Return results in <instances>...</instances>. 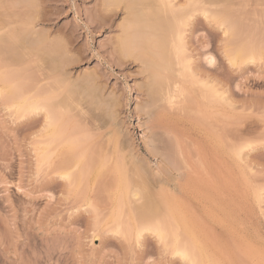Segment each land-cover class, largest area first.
<instances>
[{"label":"rangeland","instance_id":"1","mask_svg":"<svg viewBox=\"0 0 264 264\" xmlns=\"http://www.w3.org/2000/svg\"><path fill=\"white\" fill-rule=\"evenodd\" d=\"M103 1L0 0L3 41L31 33L25 47L12 40L14 56L0 55V264H190L201 254L204 264H264V0L188 21L187 71L167 74L184 92L155 112L164 114L158 156L144 145L142 114L153 78L138 63L118 65L124 13L105 14L104 25ZM4 42L0 53L13 47ZM239 47L252 58L233 62ZM14 81L21 102L48 96L53 107L23 113L7 90ZM53 118L65 122L55 142ZM249 140L257 146L238 155ZM66 142L81 165L64 163ZM148 199L159 209L144 220ZM155 221L165 237L148 228Z\"/></svg>","mask_w":264,"mask_h":264},{"label":"bare ground","instance_id":"2","mask_svg":"<svg viewBox=\"0 0 264 264\" xmlns=\"http://www.w3.org/2000/svg\"><path fill=\"white\" fill-rule=\"evenodd\" d=\"M35 0H32V2H34ZM175 0H104L103 3H102V6H101V9L99 11V15L102 16V17H99V19H101V21L103 20L104 21V25H105V14H110L111 13H114V16H116L119 12H122L124 13V19L122 20L123 21V24L121 25V33L120 35L118 36V39H117V54H118V57H117V63L118 65H126L127 63H138L140 64L141 66L144 67V72H146L149 76L148 77H151L153 78V80H151L152 82H150L147 86V91L146 92L147 94L150 93V95H147V97H150V102L149 104H145V106L143 107L144 110L142 112V114L145 116V118H147V121L146 123L144 124L145 126V131H148V134L144 140V145L146 146V148L148 150H150V152L152 154H154L155 156L159 155L157 154L158 152H156V147H155V141H154V138H156V134H158V125L160 124H157L158 123V120L160 119V117L162 116L161 114L163 113H159L161 111H163V107L165 105H168L169 107H171L172 109V106H173V102L175 100V98L178 96H180L181 94H183V86H181L180 83L177 81V76L181 78L182 75H185V70L187 71V66L186 65V62L187 60H183L182 57H184V55L182 56V49H183V36H184V31L183 29L185 27H187V24H188V21L193 18V16H196L197 13L198 15L199 14H202L203 16L202 17H206L207 14H209L208 16H211V17H214L215 18V15L219 12V11H225L227 12V10H232L234 11V8L237 4L234 3L235 1L234 0H185V2L181 3L183 5H178L177 2H174ZM237 1V0H236ZM31 2V3H32ZM102 2V1H101ZM239 2V1H238ZM244 2V0H243ZM241 1V3H243ZM30 3V2H29ZM30 3V4H31ZM175 3H177V6L175 5ZM239 3V4H241ZM33 4V3H32ZM238 4V5H239ZM245 4V3H244ZM100 5V4H99ZM237 5V6H238ZM250 5V4H249ZM245 7V6H244ZM248 7V6H247ZM240 10V9H239ZM236 11V10H235ZM229 12V11H228ZM240 12V11H239ZM237 13V11L235 12V14ZM108 14V15H109ZM234 14V12H233ZM240 14V13H239ZM214 15V16H212ZM238 15V13H237ZM217 16V15H216ZM98 17V16H97ZM109 17V16H108ZM210 18V17H209ZM195 19V17H194ZM102 21V22H103ZM109 21V20H108ZM100 22V21H99ZM100 22V23H102ZM190 22V21H189ZM33 23V22H32ZM27 24V22L25 23ZM29 25V23H28ZM102 25V24H101ZM107 25V24H106ZM32 26V25H31ZM29 25V27H31ZM2 27V25H1ZM22 27V26H21ZM26 27V26H24ZM28 27V26H27ZM5 29V28H4ZM10 29V28H9ZM19 29V28H18ZM29 29V28H28ZM33 29V28H32ZM7 30V28H6ZM10 31V30H9ZM13 31V29H12ZM19 31V30H18ZM16 32V31H15ZM21 32V31H20ZM27 34L26 35H23L21 34L20 37V40L18 41L17 40V37L15 35V38H12L14 37L12 34L14 32H12V34H10L9 32H5L4 35L8 36V38H12V39H8L11 43H12V40H14L15 42L14 43H18L16 44V46L19 45L20 43V47H25L24 44L26 43L25 40L27 38V36L29 35L28 34V30L26 31ZM33 32V31H32ZM36 32V31H35ZM3 33V32H2ZM1 34V33H0ZM15 34V33H14ZM34 34V32H33ZM20 35V34H19ZM31 35V33H30ZM30 35H29V40H30ZM37 35V34H36ZM3 36V35H2ZM18 37V38H19ZM34 37V36H33ZM3 37L0 36V42H4ZM7 39L5 41L9 42ZM33 40H35L33 38ZM238 40V38L236 39ZM18 41V42H16ZM7 42H4V44L8 45V46H11L13 45V47L7 49L6 47V51H3L2 53H0V55H6L7 56H10V54L12 53L13 49L16 48V50L18 49L17 47H15V45L12 43V44H7ZM30 42V41H29ZM33 42V41H32ZM238 42V41H236ZM235 42V43H236ZM28 43V42H27ZM42 43V42H40ZM32 44V43H31ZM57 44V43H56ZM237 44V43H236ZM243 44L245 45L244 47L246 46H249V42L248 44L244 43ZM251 44V43H250ZM1 45V43H0ZM5 45V46H6ZM26 45V44H25ZM34 45V44H33ZM238 45V44H237ZM237 45H235L237 47ZM2 46H3V43H2ZM5 46H3V50H5ZM18 46V47H19ZM55 46V45H54ZM59 46V45H58ZM238 46H241L238 45ZM115 47V48H116ZM30 48V47H29ZM32 48V47H31ZM249 48V47H248ZM28 49V48H27ZM65 49V48H64ZM62 49V50H64ZM235 48H232V51L235 52V55L231 58L233 59V62H235V56L236 58L237 57H244L246 58V56H248V59L249 60V55L250 53H247L246 50L243 48V47H239L238 49L236 48L235 51L233 50ZM252 49V48H251ZM21 50V49H20ZM56 50V49H55ZM59 50V49H58ZM61 51V49L59 50ZM185 51V50H184ZM248 51V50H247ZM1 52V51H0ZM14 52V51H13ZM19 52V51H17ZM62 52V51H61ZM60 52V53H61ZM9 53V54H8ZM16 51L13 53L15 55ZM56 53V54H55ZM54 54L57 55L58 52H55ZM11 54V55H13ZM23 54V52H22ZM62 54H65L62 53ZM13 55V56H14ZM58 56V55H57ZM117 56V55H116ZM254 56V54H253ZM58 58V57H57ZM185 58V57H184ZM252 58V57H251ZM250 58V59H251ZM7 59V58H6ZM9 59V58H8ZM21 58H19L20 60ZM59 59V58H58ZM60 59H62L60 57ZM245 59V61H246ZM11 60V59H10ZM56 60V59H55ZM65 60V58H64ZM6 61V60H5ZM63 61V60H62ZM243 61V59H242ZM60 62V61H59ZM64 62V61H63ZM232 62V63H233ZM54 63L56 64V62L54 61ZM116 63V65H117ZM210 63V61H209ZM61 65L60 63H58L57 67ZM235 65V64H234ZM62 66V65H61ZM56 67V66H55ZM60 68V67H59ZM189 68V67H188ZM57 69V68H56ZM173 70V73L175 74L176 73V78H173L171 76H167V74H170V72ZM53 71V70H52ZM59 71V69H58ZM18 73V72H17ZM53 73V72H51ZM50 73V74H51ZM58 73V72H57ZM56 73V74H57ZM160 73H166L164 76L163 75H160ZM173 73H171L173 75ZM184 73V74H183ZM59 74V73H58ZM57 74V76H58ZM1 76V75H0ZM162 76V77H160ZM174 76V75H173ZM3 77L5 78V76H2V79ZM170 77V78H169ZM150 78V79H151ZM156 78H162V80L160 82H156ZM179 78V79H180ZM57 80V79H56ZM60 80V79H59ZM58 81V80H57ZM56 82V81H55ZM59 82V81H58ZM156 82V83H155ZM12 85V83H8L6 85L10 86ZM21 84V83H20ZM19 84L20 87H22L21 85ZM56 84V83H55ZM157 84V85H155ZM5 85V84H3ZM60 85V84H59ZM58 86V85H57ZM20 87H18L17 85H15V81H14V85L10 86V89L8 88V93L10 95V98H13V100H17L19 97L21 99V96L18 95L19 94V91H21ZM24 87V86H23ZM59 87V86H58ZM25 88V87H24ZM50 88H54V87H50ZM60 88V87H59ZM23 90V89H22ZM52 90V89H51ZM70 91V90H69ZM48 93L50 91H47ZM209 92H213L210 91L209 89ZM7 93V91L5 92ZM24 94L26 93L23 92ZM53 93V92H52ZM214 93V92H213ZM216 94V93H215ZM12 95V97H11ZM28 95V94H26ZM42 95V94H41ZM47 95V93H46ZM53 95V94H52ZM208 96V94H206ZM56 96H57V93H56ZM55 96V97H56ZM70 96V95H69ZM182 96V95H181ZM206 96V97H207ZM212 96V94H211ZM26 97V96H25ZM35 97V96H33ZM39 97V96H38ZM37 96L35 98H33L32 100L28 101V99H30L28 97V99H24L22 100V102L18 99V101L20 102V105H18V109H20L23 113H26L28 114V112H31L33 113L32 111H35L37 110L38 108H40V104L44 103L45 105H42L41 107L43 106H46L48 108H51V106L53 107V104L50 103L51 101H53L54 99L50 100L51 98H49L47 96V98L43 97V99L40 97L38 98ZM210 97V96H209ZM213 97V96H212ZM208 99V98H207ZM216 99V98H215ZM214 100V99H213ZM12 101V100H11ZM212 101V100H211ZM18 102V104H19ZM148 102V101H146ZM209 102V101H208ZM217 102V100H216ZM216 102L214 104H216ZM56 103V102H55ZM52 104V105H51ZM60 105V104H59ZM57 106V104H56ZM61 106V105H60ZM58 106V107H60ZM45 107V109H46ZM57 107V108H58ZM62 108V107H61ZM159 108V110H158ZM166 109V107H164ZM159 112L155 113L157 110ZM164 109V110H165ZM63 110V109H61ZM48 111V110H47ZM56 111H58L56 109ZM167 111V110H166ZM50 113V112H49ZM56 113V112H55ZM60 113V111H59ZM61 114V113H60ZM48 115V114H47ZM53 115V114H52ZM50 115V116H52ZM57 115V114H56ZM164 115V114H163ZM49 116V115H48ZM55 116V115H53ZM64 116V115H63ZM61 117V115H60ZM59 117V118H60ZM48 118V117H47ZM56 118V116H55ZM53 118L52 120H50V124L48 127H50V141H54L59 137H61L60 135V130H62V128L60 129L59 128V124L58 122L60 123L62 121V118L60 119L61 121H57L56 119L58 118ZM48 119H51V118H48ZM54 120V121H53ZM59 120V119H58ZM64 121V120H63ZM62 121V122H63ZM65 122H63L64 124ZM63 124L61 126H63ZM65 127V126H64ZM63 127V128H64ZM59 129V134L56 132L57 130ZM65 131H66V127L64 128ZM165 131V130H164ZM62 133H63V130H62ZM167 133V132H166ZM162 135V134H161ZM156 136V137H155ZM67 137V136H66ZM65 137V138H66ZM67 139V138H66ZM158 139V138H157ZM61 140V139H60ZM71 141V140H70ZM74 141V140H73ZM176 141V140H175ZM49 142V141H48ZM51 142V143H52ZM69 142V141H68ZM67 143V142H66ZM72 144V142H70ZM70 143H67L68 145V152L71 156H67L65 159H64V163L67 162L69 164H72V162L76 165L80 164L81 160L80 159L82 158L83 159V156L81 158H73L76 157V153H72L73 151V148L72 146L70 145ZM53 144V143H52ZM178 144V143H176ZM50 145V144H49ZM48 145V146H49ZM66 145V144H65ZM64 145V146H65ZM73 145V144H72ZM176 146V145H175ZM178 147V146H177ZM176 147V149H177ZM179 148V147H178ZM47 149V148H45ZM180 149V148H179ZM170 150V149H169ZM173 152H174V147L172 148ZM43 151V150H42ZM171 151V150H170ZM178 151V149L176 150ZM175 151V152H176ZM180 151V150H179ZM44 152V151H43ZM67 152V151H66ZM77 152V151H76ZM172 152V151H171ZM172 152V153H173ZM174 152V153H175ZM182 152V151H181ZM181 152H179V156H181ZM48 153V151H47ZM78 153V152H77ZM79 154V153H78ZM170 154V153H169ZM168 154V155H169ZM43 155V154H42ZM47 156V154L44 153V156ZM65 155V154H64ZM67 155V154H66ZM167 155V154H166ZM43 156V157H44ZM163 156V155H162ZM171 156V155H170ZM166 157V159H170V157L168 156H164L163 159ZM46 158V157H45ZM44 158V159H45ZM73 158V159H72ZM162 158V157H161ZM183 158V159H182ZM47 158L44 160L46 161ZM181 160H184V155H182L181 157ZM171 161V159H170ZM136 162V161H135ZM186 161H182L181 163H185ZM68 164V165H69ZM134 164V163H133ZM81 165V164H80ZM136 165V163H135ZM185 165V164H184ZM138 168V167H137ZM184 168V167H183ZM97 169V168H96ZM82 170V169H81ZM136 170V169H135ZM134 170V171H135ZM142 170V169H141ZM96 171V170H95ZM137 171V170H136ZM139 171V170H138ZM144 171V170H143ZM80 173V172H79ZM82 173V172H81ZM80 173V174H81ZM141 173V171H140ZM67 174V173H66ZM121 174V173H119ZM136 174V173H135ZM142 176L144 174H141ZM69 176V175H68ZM68 176L66 178H68ZM125 176V175H124ZM122 175V177H124ZM119 178V181L117 180V184H118V188L120 189L121 185L123 184L122 182H124L122 180L121 182V177H118ZM117 178V179H118ZM143 180V179H142ZM146 181V179H145ZM144 182V180H143ZM146 183V182H145ZM126 184V182H125ZM124 185V184H123ZM127 185V184H126ZM144 185V184H142ZM120 186V187H119ZM129 186V185H128ZM124 189L126 188L127 189V186H123ZM145 187V186H144ZM125 189V190H126ZM136 189V188H135ZM122 190V189H121ZM128 190V189H127ZM138 191V189H137ZM125 192V191H124ZM120 193V191H119ZM139 193V192H138ZM137 193V194H138ZM137 194L135 193L134 195L137 196ZM140 194V193H139ZM138 194V195H139ZM125 195V194H124ZM150 197V196H148ZM148 199L147 201H145V206L143 205V207L141 208L140 210V218H143L144 220L146 218L144 217H149L156 213L159 209V206H158V203H152V201ZM165 200V198L163 199ZM167 202V200H166ZM165 202V203H166ZM152 203V204H151ZM160 204V203H159ZM163 206V205H162ZM166 206H168L166 204ZM164 206V207H166ZM140 208V207H139ZM139 213V211H138ZM139 215V214H138ZM173 217V216H172ZM153 218V217H152ZM172 219V218H171ZM142 220V219H141ZM161 222V221H159ZM156 221L153 222V223H156V225L158 226H155L154 224V227L153 225H150L152 227H148V228H151L150 230H154V232L156 233H159L157 234L158 236H161V235H164L160 230V228H162L163 226V222L162 223V226L161 224ZM164 224H166L164 222ZM149 225V224H148ZM160 225V226H159ZM160 227V228H159ZM188 228V227H186ZM189 230H191L190 228H188ZM187 229V230H188ZM184 230V228L182 229ZM188 230V231H189ZM177 231V230H176ZM165 232V231H164ZM182 232V231H181ZM185 233V231H183ZM189 234V232H187ZM175 235V233H173ZM172 234V236H173ZM191 234V233H190ZM189 234V235H190ZM192 234H193V231H192ZM166 235V233H165ZM164 235V237H165ZM177 235V234H176ZM186 235V234H185ZM196 235V234H195ZM179 236V234H178ZM187 237V236H186ZM195 237V236H194ZM176 238V236H175ZM191 238V237H190ZM173 239H174V236H173ZM178 239V238H177ZM197 239V238H195ZM193 240V239H192ZM188 241V240H187ZM191 241V240H189ZM196 242V241H195ZM191 243V242H190ZM194 243V242H193ZM197 245H198V242H196ZM194 243V244H196ZM189 244V242H188ZM181 245V244H180ZM192 245V244H191ZM189 245V246H191ZM182 246H183V243H182ZM186 246V245H185ZM184 246V247H185ZM188 246V245H187ZM176 247V246H175ZM183 247V248H184ZM200 247V246H198ZM174 248V247H173ZM178 248V247H177ZM187 248V247H186ZM189 248V247H188ZM194 248L196 249L197 246ZM193 248V249H194ZM178 249H181L180 247ZM192 249V247H191ZM191 249H188V250H183L182 252L184 253V257H188V252L187 251H192ZM199 250V249H198ZM197 250V251H198ZM201 250V249H200ZM177 251V250H175ZM179 251V250H178ZM189 251V252H190ZM196 251V250H194ZM196 251V252H197ZM181 252V250H180ZM203 252V251H202ZM201 252V253H202ZM179 253V252H178ZM183 253H180L181 255ZM195 253V252H194ZM199 253V252H198ZM201 254V253H199ZM190 254V253H189ZM205 254V253H203ZM195 255V254H194ZM195 255V256H197ZM193 256V251H192V255H190V257H188V259L186 258V260H189L191 259V257ZM202 256V254H201ZM192 257V263L190 264H193L196 262H199L200 264H204L202 263L203 261H206V260H202V257ZM204 257L206 258V256L204 255ZM203 257V259H204ZM185 259V258H184ZM198 259V261H197ZM206 263V262H205ZM210 264V263H209Z\"/></svg>","mask_w":264,"mask_h":264},{"label":"snow or ice","instance_id":"3","mask_svg":"<svg viewBox=\"0 0 264 264\" xmlns=\"http://www.w3.org/2000/svg\"><path fill=\"white\" fill-rule=\"evenodd\" d=\"M261 144L264 145V141H261ZM256 146H257L256 143L253 142V141H251V140H249V141H245V142H243V143L240 145V147L238 148V153H237V154L239 155L240 153H243L244 151L252 150V149H254ZM260 154H261L262 156H264V148H262Z\"/></svg>","mask_w":264,"mask_h":264}]
</instances>
